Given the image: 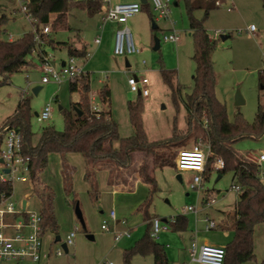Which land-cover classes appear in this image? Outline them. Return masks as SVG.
I'll list each match as a JSON object with an SVG mask.
<instances>
[{
    "label": "rangeland",
    "instance_id": "rangeland-1",
    "mask_svg": "<svg viewBox=\"0 0 264 264\" xmlns=\"http://www.w3.org/2000/svg\"><path fill=\"white\" fill-rule=\"evenodd\" d=\"M114 1L131 2L133 0ZM20 2L21 0H0V13L3 10L10 16V21L6 25L5 39L9 40L12 36L14 41L32 30L29 19L20 9ZM170 5V19L156 21L154 29L145 10L128 20L127 24L131 28L136 46L141 49L140 53L117 56L108 52L90 65L86 71L92 83L91 94H95L91 102L98 104L100 108L102 103L96 93L97 89L111 81L110 107L113 117L119 123L122 136L127 137L134 133L133 127L130 126L127 102L134 100L138 93L130 91L127 79L135 74L138 77H147L149 80L146 85L149 95L142 96L143 122L149 139L160 140L171 137L176 121L180 135H188L187 147H192L198 144L201 138L195 139L193 132L187 131L185 105L180 102L178 107L175 106L171 90L160 73L161 68L175 70L177 76L175 80L185 86L184 94L192 91L195 61L192 57L194 42L189 32V16L184 0H170ZM202 14L203 11L196 12L198 17ZM102 16L103 11L89 15L84 8L74 7L66 16L67 27L60 26L54 37L76 45L80 41H85L89 45L91 54L94 52L95 39L100 34L97 26L102 24ZM52 17L54 20V14ZM171 22L174 23V28L180 35L179 44L163 40L164 34L170 32ZM252 24L256 29L250 32L249 27ZM50 26L53 30L54 27L51 24ZM205 27L210 35L218 34L217 48L213 54L217 75V97L226 103L230 121L235 119L236 114L241 113L248 122H253L258 108L264 109V6L262 1L226 0L210 11ZM223 34L228 37L222 39ZM154 38L160 40V47L157 49L153 45ZM48 50L57 57L67 56L65 48ZM28 59L35 63L33 69L23 68L18 72L9 73L10 82L0 86V123L15 112L20 98L24 95L30 100L33 139L34 143H37L44 126L53 124L57 129H63L64 119L60 106L69 108L72 102L79 99V93L70 91L69 81L61 84L53 81L42 83V72L37 68L40 66L37 54L33 52ZM126 60L129 66L126 65ZM143 60L146 61L145 64ZM80 62L82 63L83 60H79ZM36 86H41V89L34 93L33 88ZM237 92L243 98L244 102L241 104H236ZM47 103L52 106L51 116L48 119H39L37 114L43 111ZM198 128L201 132V128ZM181 139L178 137V141ZM202 145L206 149V145ZM234 146L242 156L248 157L251 154L258 157L264 154V135L244 137L235 142ZM176 150L168 147L164 152L159 153V161L166 157L168 163L155 168L157 191L151 193L150 187L138 181L134 184L132 192L114 193L107 185L104 174L101 173L99 176L100 197L97 202H94L87 192L82 165L77 162L71 164L76 172L72 175L73 191L68 193L65 190L58 156L51 155L47 169L41 174V179L55 193L54 206L59 223L57 235H60L61 241L55 243L53 251L62 247L67 235L77 229L74 244L68 247L69 252L61 256L53 254L51 256L53 264H105L108 260L114 264H122L125 249L140 240L147 230L151 232V228L148 229L149 223L144 219L145 208L151 216L160 219H170L178 214L188 217L187 230L176 231L169 227L168 230H162L159 233L157 241L165 245L170 264H196L192 263L189 253L193 239L200 243L226 245L233 237V231L207 228L205 212L208 213V217L219 222L221 210L233 209L238 194L231 189L235 182L232 172L227 171L218 179V171L213 170L209 179L204 180L203 187L191 189L192 171L183 172L182 181L177 178ZM134 155L136 160L138 156H143L138 151ZM101 164L114 165L108 161H103ZM260 164L264 171V161ZM2 174L3 167L0 165V175ZM262 181L264 183V176ZM205 189H214L217 192L212 208L204 206L200 198ZM24 199H27L31 211L40 210L41 206L33 195L29 182L16 181L14 192L8 200L19 204ZM75 200L82 211V219L75 213ZM187 206L197 208L199 213L190 211L184 214L183 209ZM112 209L116 211L118 219H127L125 226L131 229L132 238H123L116 242L114 231L122 229H119L113 221L110 222L113 232L101 228L102 220L108 217L107 213ZM88 235H93V239H90ZM253 238L256 257L243 264H264V223L256 226ZM132 264H154V258L151 254L136 255Z\"/></svg>",
    "mask_w": 264,
    "mask_h": 264
},
{
    "label": "trees",
    "instance_id": "trees-1",
    "mask_svg": "<svg viewBox=\"0 0 264 264\" xmlns=\"http://www.w3.org/2000/svg\"><path fill=\"white\" fill-rule=\"evenodd\" d=\"M216 1L184 0L189 16V32L194 42L192 57L195 61V71L192 91L184 94L185 86L175 80L177 77L175 70L161 68L160 73L171 90L175 106L178 107L180 102L185 105L187 131L193 132L195 139L201 138L209 144L211 154L204 171V180L209 179L213 170L218 171L219 178L227 171H231L233 180L241 186L234 208L223 212L224 217L216 228L233 231V237L224 245L226 255L223 264H243L256 257L253 235L256 226L264 223V183L260 174L261 164L240 155L234 144L244 137L264 135V109L258 108L253 122H248L241 113L236 114L235 119L230 121L226 103L217 97V77L213 60L217 39L210 35L205 27L210 11L217 7ZM261 1L264 6V0ZM26 3L28 13L38 24H51L54 27L50 33L43 36L44 51L65 48L71 56L84 57L87 54L84 48L77 49L70 41L55 39L54 34L60 26L67 27L66 16L74 7L84 8L89 15H94L103 10L101 0H27ZM141 5L142 10L147 11L154 29L155 21L149 1ZM197 11H203L201 17L196 16ZM55 13L59 16L52 21L51 15ZM9 21L10 17L7 14H0V86L10 82L9 73L18 72L25 66L35 67V64L28 59L36 48L34 32L30 30L20 38L9 41L4 37ZM153 45H155L154 39ZM36 54L40 63V53ZM91 88L89 73L69 80V89L71 92L79 93V100L72 102L69 108L61 109L64 119L63 129H57L53 124L44 126L37 143H34L33 139L30 100L24 95L20 98L15 112L0 123V152L9 130L14 129L21 134L22 153L30 159L29 184L41 206L43 234L46 232L58 234L59 229L54 206L55 193L41 179V174L47 169L52 154L60 156L61 173L68 193L73 191V185L72 169L66 161V156L70 153H79L84 157L86 168L84 178L90 185L91 199L97 202L100 190L96 173L103 161L111 162L117 167H129L136 160L134 153L141 152L143 160L138 173L149 185L152 193L158 190L155 168L168 163L166 157L159 161V153L164 152L168 147L177 149L176 153L178 149L187 147L188 135H180L176 121L171 137L160 140L149 139L143 122L144 100L139 93L134 100L127 102L128 116L134 133L131 136H122L119 123L112 115L110 88L104 85L99 89L98 96L102 108L98 112H93L91 109L89 95ZM75 107L82 111L81 115ZM194 124L201 128V132ZM178 137L182 139L178 141ZM217 158L224 160V166L220 169L213 168ZM12 193V183L0 180V201ZM216 194L214 189H205L203 205H206L210 197H216ZM75 205H79L77 200ZM152 218L153 216L145 208L144 219L149 223L148 229L151 228ZM170 227L176 231L187 230L188 217L178 214L175 216V221L170 223ZM147 254L153 256L155 264H170L165 245L153 238L149 230L134 245L125 249L122 264H132L136 255Z\"/></svg>",
    "mask_w": 264,
    "mask_h": 264
},
{
    "label": "built area",
    "instance_id": "built-area-1",
    "mask_svg": "<svg viewBox=\"0 0 264 264\" xmlns=\"http://www.w3.org/2000/svg\"><path fill=\"white\" fill-rule=\"evenodd\" d=\"M98 1V0H91ZM152 12L153 20L156 22L160 19H170L171 5L170 0H148ZM27 0H21L20 9L26 14L30 23L32 24V31L34 32V38L36 41L35 53H40V66L39 70L42 72V83L56 82L61 84L70 79H75L88 72L78 62L76 56L69 55L63 64L57 66L55 63V57L49 50L44 51L42 45L44 44L43 36L51 32L50 24H38L32 15L28 13ZM103 8V22H113L122 25L115 32L113 52L117 56H124L128 54L140 53L141 49L136 46L133 38V33L127 25L128 20L142 11L141 1L131 2H118L111 4V0H101ZM217 5L221 4V0L216 1ZM255 26L252 24L249 27V31L253 32ZM169 33H165L163 40L178 43L180 41V35L174 28V23L171 22V28ZM214 38L218 37V34L213 35ZM13 37L10 36L9 40ZM101 36L97 35L95 42L100 43ZM88 56V55H87ZM146 61L143 60V64ZM129 89L132 92L139 93L142 96L149 95V91L146 85L149 83L147 77H138L135 74L130 75L127 79ZM91 98L94 99L95 94L90 93ZM91 109L93 112H98L101 108L98 104L91 102ZM52 106L47 103L43 111L38 115L39 119H48L51 116ZM201 144V145H200ZM206 145V149L203 148ZM210 148L207 142L199 139L198 144L192 147H185L178 150L175 158V168L178 173L185 171H192L193 176L190 183L191 189H199L203 185L204 171L207 165L208 158L210 156ZM0 165L3 167V174L0 175V180L10 181L13 185L16 181L29 182L30 183V168L29 157L24 156L22 153V137L21 134L14 129L9 130L4 138V144L0 152ZM250 159L257 163L264 161V154H260L258 157L250 156ZM224 166V160L217 158L213 163V168L220 169ZM4 169H9L5 172ZM261 177L264 176V171L261 168ZM231 189L239 193L241 186L237 183L232 184ZM13 194V193H12ZM10 196L4 197L0 201V264H40L44 256V243H43V226L42 215L40 210L31 211L27 199L20 201L19 204L8 200ZM215 202V197H210L206 203V207L210 208ZM184 214L187 212L199 213L197 208L193 206H187L183 209ZM110 221L127 225L126 219H118L116 211L110 210L107 218L102 220L101 228L106 231H112L110 227ZM162 221L164 222L162 224ZM175 221V217L170 219H160L159 217H153L151 220V236L155 239L159 237V233L162 230H168L170 223ZM207 228H216L218 222L213 218L207 216L206 218ZM76 230L70 232L65 240L66 245L69 247L74 243L76 236ZM115 239L119 240L124 236H130L131 230L123 228L122 230L114 231ZM62 247L57 248L54 254L61 256L64 254ZM189 253L192 263L196 264H223L226 255V249L224 245H215L210 243H200L196 239H193L191 246L189 247ZM105 264H114L112 261H106Z\"/></svg>",
    "mask_w": 264,
    "mask_h": 264
},
{
    "label": "crops",
    "instance_id": "crops-1",
    "mask_svg": "<svg viewBox=\"0 0 264 264\" xmlns=\"http://www.w3.org/2000/svg\"><path fill=\"white\" fill-rule=\"evenodd\" d=\"M133 1H140V0H133ZM222 2H226V0H221V4ZM115 3H118L114 0H111V4H115ZM220 4V5H221ZM220 5H217L220 6ZM4 11L1 10V13L0 14H3ZM7 14V13H5ZM8 15V14H7ZM9 16V15H8ZM59 16V14L55 13L54 14V18H57ZM10 17V16H9ZM52 15H51V20L52 19ZM102 21V19H101ZM128 25V24H127ZM122 25L118 24V23H113V22H103L102 21V24H99L97 26V28L99 29L100 31V36H101V41L100 43H96L94 45V52L90 54V49H89V45L87 44V42L85 41H80L78 42V44H74V47L77 48V49H81V48H84L86 50V55L84 57H77L78 58V62L79 60H83V62L80 64L85 68V70L89 69V66L90 65H93L94 62L97 60V59H100V57H102V55H105V53H110L111 55H114V52H113V47H114V38H115V32L118 28H120ZM129 26V25H128ZM130 28V26H129ZM131 29V28H130ZM213 36V35H212ZM227 38V36H226ZM217 39V37H216ZM180 42V41H179ZM179 42L177 44H179ZM103 47V50H101ZM59 49H62V48H59ZM58 50V49H57ZM66 52H67V56H59L57 57L56 54H54V57H55V63L57 66L61 65L64 63V61L67 59V57L69 56L68 54V50L66 49ZM56 53V51L54 52ZM88 55V56H87ZM35 64V63H34ZM129 64V62L126 60V65ZM129 66V65H127ZM25 69H33L34 67L33 66H25L24 67ZM39 69V66L37 67ZM217 77V75H216ZM109 80V78H107ZM68 82V81H67ZM104 83V82H102ZM105 85H107L110 90H111V94H112V86H111V81L110 82H107ZM36 87H39L38 91L41 89V86H36ZM216 89H217V86H216ZM92 91V90H91ZM90 91V93H91ZM98 91L99 89H97V95H98ZM80 97V95H79ZM58 100V98H56ZM79 100V99H78ZM77 100V101H78ZM75 101V102H77ZM63 107L60 106V109H62ZM128 111V110H127ZM130 121V120H129ZM131 126V125H130ZM132 127V126H131ZM132 131V129H131ZM133 133V131H132ZM132 135V134H131ZM130 135V136H131ZM125 137V136H124ZM53 155V154H52ZM58 156V160H59V163L61 164V159H60V156L58 154H56ZM139 155V154H138ZM250 156H255V155H248V157ZM143 160V156L137 158V160H135V162L129 166V167H119L118 169H116V167L114 165H99L97 169V173H96V179H97V184H98V188H99V176L100 174H104L106 180H107V185L111 188V190L114 192V193H119V192H124V191H127V192H132L133 191V187H134V184L138 181H141L142 183H144L147 187H149L148 184H146L142 178L140 177L139 173H138V169H139V166L141 164ZM66 161L68 162V164L70 165L71 169H72V175L73 173L76 172V169L74 171L73 167L71 166V164L73 163H80L83 167V179L85 181V184H86V187H87V192L89 194V190H90V185L89 183L85 180L84 178V175H85V171H86V168H85V159L84 157L79 154V153H70L66 156ZM134 166H136V168H134ZM60 170H61V167H60ZM114 173V176L112 177V174ZM62 174V173H61ZM204 175V174H203ZM61 176V175H60ZM235 183V182H234ZM203 187V186H202ZM100 190V188H99ZM204 191V190H203ZM236 192V191H235ZM236 194H238L236 192ZM90 196V194H89ZM201 200H203V196L201 197ZM236 200L234 201V205L236 203ZM79 206V205H78ZM212 208V207H210ZM234 208V206H233ZM232 209H226V210H221V214H220V220L219 222L221 221V219L224 217L223 215V212H226V211H230ZM205 211V209L203 210ZM110 212V211H109ZM109 212L107 213V216L109 215ZM102 213H104V211H102ZM205 214H207L208 216V213L205 212ZM214 219V218H213ZM127 220V219H126ZM146 221V220H145ZM111 222V221H110ZM218 222V223H219ZM117 226H119V229H123V228H126L125 225H122L120 223H116ZM110 227H111V224H110ZM131 230V229H130ZM108 232H113L112 231H108ZM93 236V235H92ZM56 237H57V234H55L54 232H46L43 236V243H44V247H43V250H44V256L42 258V261L40 262V264H53V258L51 257L53 254H54V251H53V247L55 245L56 242H58L56 240ZM89 237V235H88ZM90 239H93L91 237H89ZM123 238H132V234L130 236H124L122 238H120L119 240H116L115 239V234H114V239L116 242H119L121 241ZM159 239V237L157 238ZM156 239V240H157ZM74 244V243H73ZM72 244V245H73ZM68 252H69V248H68ZM68 252H64L65 253H68ZM55 255V254H54ZM169 258V257H168ZM170 260V259H169ZM155 264V263H154Z\"/></svg>",
    "mask_w": 264,
    "mask_h": 264
},
{
    "label": "water",
    "instance_id": "water-1",
    "mask_svg": "<svg viewBox=\"0 0 264 264\" xmlns=\"http://www.w3.org/2000/svg\"><path fill=\"white\" fill-rule=\"evenodd\" d=\"M140 1H141V3H145V2H147L148 0H140ZM226 36H227V35H224V34L221 35L222 39H225ZM154 40H155V46H154V48L157 49V48L160 47V40L157 39V38H154ZM127 65H129V64H127ZM38 89H39V87H35V88H33V92H34V93H37V92H38ZM243 102H244V101H243V98H242L241 94H240L239 92H237V94H236V104H241V103H243ZM75 109H76V111L79 113V115L82 114V111H81V110L77 109L76 107H75ZM0 162H3V159H2V158L0 159ZM4 171H5V172H8L9 169H4ZM219 177H220V176H218V178H219ZM177 178H178L180 181H182V174H181V173H178V174H177ZM75 213H76V215H77L80 219H82V211L80 210V208L78 207V205L76 206ZM89 237L93 238L92 235H89ZM56 240H57V241H61V237H60V235H57ZM62 248L64 249L65 252H68V246L66 245L65 242L62 243Z\"/></svg>",
    "mask_w": 264,
    "mask_h": 264
}]
</instances>
